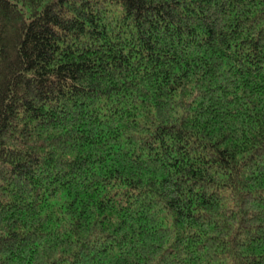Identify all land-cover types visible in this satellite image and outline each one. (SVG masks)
I'll return each mask as SVG.
<instances>
[{"label": "trees", "instance_id": "1", "mask_svg": "<svg viewBox=\"0 0 264 264\" xmlns=\"http://www.w3.org/2000/svg\"><path fill=\"white\" fill-rule=\"evenodd\" d=\"M0 264H264V0H0Z\"/></svg>", "mask_w": 264, "mask_h": 264}]
</instances>
